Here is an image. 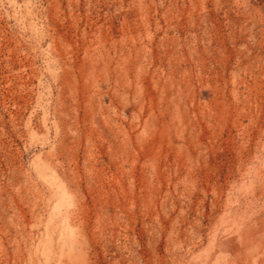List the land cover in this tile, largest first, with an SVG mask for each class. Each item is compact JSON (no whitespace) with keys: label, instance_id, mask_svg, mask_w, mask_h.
I'll return each mask as SVG.
<instances>
[{"label":"rangeland","instance_id":"obj_1","mask_svg":"<svg viewBox=\"0 0 264 264\" xmlns=\"http://www.w3.org/2000/svg\"><path fill=\"white\" fill-rule=\"evenodd\" d=\"M0 264H264V0H0Z\"/></svg>","mask_w":264,"mask_h":264}]
</instances>
